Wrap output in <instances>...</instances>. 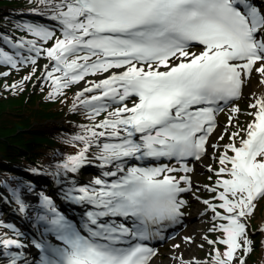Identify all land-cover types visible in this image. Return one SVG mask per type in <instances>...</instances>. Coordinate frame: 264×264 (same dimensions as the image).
Returning a JSON list of instances; mask_svg holds the SVG:
<instances>
[{
    "label": "snow or ice",
    "instance_id": "snow-or-ice-1",
    "mask_svg": "<svg viewBox=\"0 0 264 264\" xmlns=\"http://www.w3.org/2000/svg\"><path fill=\"white\" fill-rule=\"evenodd\" d=\"M33 2L38 7L31 11L55 26L18 25L34 38L0 34V42L15 50L0 47V64L12 69L30 64L34 75L37 61L47 58L42 78L51 82L49 98L84 81L88 86L76 93L72 110L85 109L91 121L70 141L83 147L58 163L54 173L64 178L57 180L63 185L61 198L84 209L78 220L62 213L49 195L40 193L38 205L31 206L19 188L11 189L18 212L40 226L41 238L32 241L40 252L37 264H152L157 252L148 242L163 239V230L180 221L186 204L181 194L192 190V169L185 161L200 160L209 147H217L208 144L217 115L242 96L254 72L264 84V3ZM195 45L202 46L199 53L189 51ZM89 76L97 79L86 80ZM249 107L256 109L249 113L253 120L244 136L231 134L232 142L219 157L216 185L207 189L219 203L203 201L212 220L223 221L209 229L223 235L207 242L226 246L223 252L213 248L211 264H245L253 251L247 218L255 202L264 199V95ZM239 111L231 108L234 115ZM93 160L99 161L101 175L84 184L69 177ZM179 172L184 175L177 177ZM0 227L14 234L0 233V255L7 264H30L24 251L28 245L19 238L23 233L13 224L0 222Z\"/></svg>",
    "mask_w": 264,
    "mask_h": 264
},
{
    "label": "rangeland",
    "instance_id": "rangeland-1",
    "mask_svg": "<svg viewBox=\"0 0 264 264\" xmlns=\"http://www.w3.org/2000/svg\"><path fill=\"white\" fill-rule=\"evenodd\" d=\"M259 3L261 0H258ZM261 4V3H260ZM259 4V5H260ZM38 7L36 4H30L29 6L24 7V10H21V15H32V16H39L31 11V9ZM45 19L46 23L49 26L55 25V22L48 20L46 17H42ZM16 26L24 24V23H40L37 20H34L33 17H27L22 19H17ZM53 24H52V23ZM4 29L9 30V27H5ZM18 28H16L17 30ZM20 29V28H19ZM12 32V31H10ZM15 32V31H13ZM13 33L14 36L9 35V33H4L0 30V34L11 36L13 40H16L19 37L25 38H34L31 34L26 33L25 31ZM57 36H60V33L57 32ZM5 45V51L13 52L15 50L11 49L10 45H7L3 42H0ZM52 42H48L45 47H50ZM1 45V44H0ZM201 50L200 46H193L189 49L191 52H199ZM49 64V60L47 58H40L37 61L36 71H35V80H41L42 85L49 89V93L52 91V86L50 81H46L42 78V73L44 72V65ZM33 68L32 65L18 67L17 69H13L14 71L18 70L21 71V75H13L14 81L10 80L11 83L15 82V85L22 87L23 84H20L23 81L25 76L31 75L32 69L25 71L26 68ZM50 70V69H49ZM9 72V70L3 64L0 65V73ZM29 73V74H28ZM20 79V82H18ZM97 77L89 76L86 77V80H94ZM34 80V79H33ZM8 82V79L5 80ZM261 77L258 73H253L252 76L248 79L247 83L243 88V94L239 99H236L234 102L229 103L227 106L224 107V110L220 112L217 117V128L216 131L209 137L208 144L209 145H217L215 149L212 147L208 148V151L201 157L200 160H196L191 162L193 166L192 175V190L189 192H185L181 194V198L186 201V204L183 207V216L181 217V226L176 229V232L171 236L167 237L162 241L160 244V251L157 254L155 259H158L159 262L164 264H177V261L174 257H182L185 261H193L198 260L201 264H211L213 259V248H216V245H210L207 241L208 240H218L220 239L218 235L222 237L221 232H211L209 229L213 226V223H223V221L212 220L213 212L208 209V206L203 203L204 200H210L212 203H219L218 200L213 199L216 196V193L210 192L207 189L212 188L216 185V181L218 179L216 173L220 168L219 164V157L225 151V146L232 142L231 134L234 132H239L240 136H244L247 125L253 120V117L249 115L250 112H255L254 108H250L249 105L254 103V88L260 84ZM88 85L81 81L79 84L73 85L71 89H66L65 94L62 95L63 97L60 99L61 105L64 106H71L73 107V101L77 92L81 91L84 87ZM9 88V86H7ZM12 88V87H11ZM17 89V87L15 88ZM3 93V92H2ZM51 101L56 100L57 98H49ZM232 107H238L240 109L239 113L233 114L231 112ZM244 108V110H243ZM83 109V108H82ZM246 109V110H245ZM84 114L81 119H76L75 122H68L69 128L72 129L71 137L75 136L78 133L82 132L81 125H86L91 123L86 116V110L83 109ZM233 116V120L231 125H229V117ZM103 119V115L97 117V121ZM223 135V139H219V137ZM236 144L239 145V138L236 139ZM83 146H79L76 148L75 152L67 153L62 156H52L50 157L43 165L41 166L42 169L34 172L37 174H45L46 178L41 180L44 182H50V184H55L56 191L53 190H40L37 185L34 186L33 184L29 183V180L23 178H12L10 175H6L4 177V181L6 183V187L0 186V199L2 202H5L9 206V212L4 211V207L0 204V222L4 224H13L17 229L23 233L22 236L19 238L22 240L23 243L28 245L29 247L33 248V250L38 251L33 245V240H39L41 238V229L40 226L36 224L34 219H30L23 214L18 212V206L15 203V200L12 195L11 189H20L21 198L25 200V202L31 206H36L39 203V194L44 193L45 195L51 196V193H58L59 197L61 196V188L62 184L57 183V180H63V177H56L54 173L56 172V165L62 162L66 156L76 154L79 149ZM95 149L90 150L89 155L91 156ZM228 155H233L231 151H228ZM166 164H169L171 167H175L173 161H163ZM99 161L93 160L91 164L86 165L85 167L81 168L78 174H69V177H74L78 183L84 184L94 177L101 175L103 169L99 168L97 165ZM211 169V170H209ZM177 177L182 175L181 172L176 173ZM227 178V177H225ZM29 186L31 190H29ZM207 186V187H205ZM52 188V186L50 187ZM47 191V192H46ZM62 199V198H61ZM55 202V201H54ZM58 209L62 212V205L60 206V202H55ZM255 211L251 216L247 218L248 221V232L251 228L252 235L250 239L253 241L256 240V249L260 251L264 248V231L261 229L264 228V199H258L256 202ZM5 204V205H6ZM66 202V208L68 207ZM217 211H222L217 209ZM69 212H75L74 209H69ZM12 213V214H10ZM16 215V216H15ZM0 232H7L9 236H13V232L4 227H0ZM218 234V235H217ZM207 237V240L205 239ZM186 238H191L190 240ZM174 245H179L178 248H175ZM218 249L223 252L225 251V245L217 244ZM253 248H255L253 246ZM241 255H243L241 253ZM40 259L39 253H33L29 257L30 264H37ZM0 264H7V259L0 255Z\"/></svg>",
    "mask_w": 264,
    "mask_h": 264
},
{
    "label": "trees",
    "instance_id": "trees-1",
    "mask_svg": "<svg viewBox=\"0 0 264 264\" xmlns=\"http://www.w3.org/2000/svg\"><path fill=\"white\" fill-rule=\"evenodd\" d=\"M30 4L36 3L33 0H0V30L4 31L5 27L16 30L17 19L33 17L20 12ZM31 69L26 68L25 71ZM15 74L21 75V71L12 70L7 76L0 75V186L6 187L4 177L10 175L27 179L43 189V185H50L41 182L46 175L34 172L41 170L50 157L73 153L83 146L70 142L73 131L68 122L81 119L84 110L78 108L74 111L69 105H61L63 96L51 101L49 89L42 85L41 80H35L32 73L31 79L18 81L23 80L20 83L22 87L11 88L15 82L10 80ZM70 89L73 90L72 87ZM253 246L252 253L245 256V264H264V248L257 251L256 240Z\"/></svg>",
    "mask_w": 264,
    "mask_h": 264
},
{
    "label": "bare ground",
    "instance_id": "bare-ground-1",
    "mask_svg": "<svg viewBox=\"0 0 264 264\" xmlns=\"http://www.w3.org/2000/svg\"><path fill=\"white\" fill-rule=\"evenodd\" d=\"M201 50H202V48H201ZM199 52H196V53H199ZM254 94H255L254 95V102H255V97H259L261 95H264V84H262L261 82H260V84L258 83V85L254 88ZM255 111H256V109H255ZM68 206L72 207L76 212L80 213V214H78V217H77L78 219L82 216L83 211H84V209L82 207L76 206V205H73V204H70ZM0 233H5V232H0ZM49 239H51V238L49 237ZM13 250L15 251V249H13ZM24 251H25V254L28 257V259H29L30 255H32L33 253H39L40 254L39 250L35 251V250H33V248H31L29 246ZM152 264H161V262H159L158 259H154ZM162 264H164V263H162Z\"/></svg>",
    "mask_w": 264,
    "mask_h": 264
}]
</instances>
